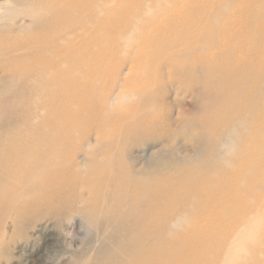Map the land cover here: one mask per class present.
<instances>
[{
  "label": "bare ground",
  "instance_id": "1",
  "mask_svg": "<svg viewBox=\"0 0 264 264\" xmlns=\"http://www.w3.org/2000/svg\"><path fill=\"white\" fill-rule=\"evenodd\" d=\"M116 1L6 0V5L0 4L3 13L17 19L19 16L32 19L28 26H12L9 34L0 35V69L16 87L12 96L0 102V256L14 245L24 244L26 250L29 231L40 223L72 222L77 219L75 215L95 222L106 207H113L122 218L116 233L107 237L99 249L104 252L101 264H212L225 252L238 226H244L237 236L240 241L245 239L246 230L253 227L236 213L241 194L227 198L226 180L218 178L235 166L249 143L263 152V166L258 174L250 164L246 175L252 178L257 174L264 186V74L261 75L264 63L261 70H256L254 62L238 61V50L229 43L223 44L228 48L223 58L230 59L229 69L219 65L208 68L201 61L192 65L187 59L194 58L193 52L184 57L186 60L177 57L179 64L190 65L186 66L185 74L200 81L196 93L203 95L206 105V117L201 122L192 117L189 124H202L206 130L216 125L219 135L202 137L200 133L196 142L201 151L195 160L179 161L172 154L161 155L158 163L134 170L125 161L130 153L125 150L127 143L132 140L134 146L152 132L159 134L166 126L154 121L160 114L147 108L138 115L132 108L124 114L97 115L90 103L92 84H81L91 83L96 76L91 72L100 63L96 53L98 24L110 23ZM177 1L141 0L137 12L128 19L129 31L116 42L124 49L123 54L129 55L126 49L142 52L146 44L156 40H173L171 44L177 50L192 51L191 38L203 26L204 18L195 23L184 22L185 25L178 20L176 27L173 23L176 13L169 10ZM226 12L227 8L211 29L204 28L209 30V36L231 30L223 24L215 25L221 24L218 20ZM166 23L173 27L166 29L165 38L162 33ZM252 28L264 33V22L258 21ZM178 29L191 33L180 34ZM239 35L244 43L251 40L247 50L241 49L252 56L260 37L257 39L256 34L246 29ZM207 49L208 46L202 45L198 51L202 54ZM103 52L109 53L105 49ZM201 63L204 65L201 70L217 72L218 77L213 80L202 77L197 69ZM232 116L234 120L221 123L220 120ZM127 121L130 123L126 124ZM117 122L125 125L113 129L111 124ZM90 126L99 131L107 126L112 130L98 135L93 146L85 138L83 147L87 152L82 157L85 161L74 164L69 150L81 143L77 134ZM93 147L103 156L102 161L89 159ZM167 167L176 170L178 183L156 180L157 171ZM122 210L126 211L123 215ZM52 211L56 213L53 218ZM8 224L13 227L11 234L7 231ZM46 233L44 226L41 235ZM261 236L263 239L259 237L240 264L260 261L264 231ZM230 247V256L240 260V256L237 259L233 256L238 253L235 244Z\"/></svg>",
  "mask_w": 264,
  "mask_h": 264
},
{
  "label": "rangeland",
  "instance_id": "2",
  "mask_svg": "<svg viewBox=\"0 0 264 264\" xmlns=\"http://www.w3.org/2000/svg\"><path fill=\"white\" fill-rule=\"evenodd\" d=\"M140 2L141 0H118L112 5L114 15H112L110 23L106 25L99 22L100 32L96 53L100 63L94 66L91 72V74H96L91 83H81L92 84V91L89 93L90 103L93 104V111L97 115L101 113L109 116L124 114L132 108H135L138 115H141L147 108L154 109L160 114L154 121H157L160 126L161 123L166 126L159 131V134L152 132V130L150 136L137 141L134 146H132V140L127 143L125 150L130 153L125 161L128 165H132L134 170H142L155 162L158 163L161 161V155L172 154L174 159L179 161L195 160L201 151V147L196 142L200 133H202V137H210L214 133L216 136L219 135V128L216 125L210 126V129L206 130L202 124L197 126L189 124L192 117L196 118L197 122H201V118L206 117L204 113L206 105L203 101V95L196 93L200 81H193L190 75L185 74L187 71L185 68L189 64H179L177 57L186 60L187 58L184 57L193 52L195 53L194 58L189 59L188 57L187 59L192 61V65L193 62L201 61L208 68L219 65L224 69H229L230 67L227 65L230 59L223 58L225 50L228 49L223 44L229 43L238 50L236 57L238 61L245 64H248V61L254 62V69L258 68V70H261L260 67L264 63V33L252 28L258 21L264 22V0H178L176 6L169 10L171 13H176L173 19L176 27H179L178 20H183L184 24V22L195 23L204 18L203 26L195 33L194 38H191L192 47L189 48L192 51L177 50L173 46L174 43L171 44L173 40L168 41L166 39L165 42L156 40L146 44L142 52H137V49H126L129 53L127 56L123 54L124 49L119 47L116 42H119L121 34L125 35L129 31L128 19L137 12ZM5 3L6 0H0L1 5L4 6ZM226 8V15L223 16V19L218 20L221 24L215 25L221 26L223 24L229 26L231 30L224 32V34L209 36L207 33L209 30L206 31L204 28L208 26L211 29L212 23L219 18V14L225 13ZM252 16L258 18L254 20L251 18ZM15 17V15L0 12V35L9 34V28L12 26H28L32 21L31 18L23 16H19L18 19ZM13 18L16 20L14 21ZM163 26L164 32L162 34L166 38V36L168 37L167 30L173 27V24L168 25L166 23ZM153 27L150 28L153 29ZM179 29L177 32L180 34L190 35L191 33ZM243 29L256 34L257 39L260 37L259 45H254L256 51L252 56H249V53L245 51L247 47H250L251 40L245 39L247 41L244 43L243 37L239 35ZM104 42L108 43V46H105ZM202 45L208 46L206 54H201L198 51ZM242 47L245 50H242ZM104 49L108 50L109 53L103 52ZM203 63L197 67L202 77H207L210 80L218 77L217 72L205 71V73L201 70L204 66ZM261 68H264V65ZM263 74L261 71V75ZM15 91L16 87L10 83L7 73L0 69V102L12 96ZM239 118L242 116L239 115ZM169 119L172 120L169 121ZM228 119L234 120L235 118L232 116L220 121L225 123L228 122ZM220 121L218 125L221 124ZM125 123L128 124L130 121ZM125 123H113L111 127L116 129ZM111 127L108 128L107 126L99 131L94 126H90L88 130L77 134L81 143L78 142L72 150H69L73 163L80 164L85 161L82 158L87 152L86 148L83 147L85 138L88 137L93 146L97 142L98 135L112 130ZM247 146L246 150L241 152L235 166L218 179L220 181L226 180L228 188L224 193H226L227 198L234 197L238 193L241 194L238 199L240 208L236 209V213H238V218H243L244 222L250 221L249 224L253 227L246 230L248 232L244 236L245 239L240 241L237 240V236L241 235L244 226H238L236 232H232L225 252L213 260L212 264H240L242 259L247 258L248 250L259 237L263 239L261 234L264 231V186L259 181L257 174L252 178L246 175L250 164L255 166V170L259 174L260 170L258 169L263 166V152L255 145L251 146L248 143ZM88 154L89 159L97 161L103 159V156L100 153L97 154L95 150ZM211 166H216V164H211ZM173 167H167L161 172L157 171L156 180L162 183V181L169 179L178 183L180 177L175 175L176 170H173ZM257 201H261V204L256 210H253V207L257 206ZM253 202H255L254 205ZM105 209L102 214L98 215L95 222H88L75 215L77 219L72 222L60 224L46 222L36 225L28 233L30 242L25 248L26 250H23L24 244L10 246L8 252L0 256V264H101L104 252L102 253V250L99 252V249L107 237L116 233V227L122 218L115 209L113 210V207H106ZM124 210L127 208L125 207ZM122 211H120L121 214H125L126 211ZM240 212H243L244 215H241ZM51 213L52 218L56 216L55 211ZM103 220H105L104 224ZM44 226L47 228V233L42 236L41 232ZM11 229L13 230V227L8 224L7 231L9 234L12 232ZM108 241L109 239L106 242ZM233 244H235V252H238L233 253V256L236 255L235 259H237V255L240 256V260H234L230 256V246ZM262 247L259 256L260 261L256 264H263L264 246Z\"/></svg>",
  "mask_w": 264,
  "mask_h": 264
}]
</instances>
